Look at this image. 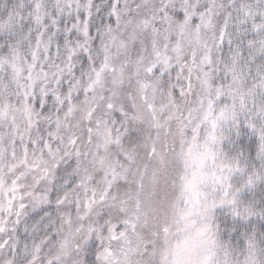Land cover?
<instances>
[{
    "label": "snow or ice",
    "instance_id": "obj_1",
    "mask_svg": "<svg viewBox=\"0 0 264 264\" xmlns=\"http://www.w3.org/2000/svg\"><path fill=\"white\" fill-rule=\"evenodd\" d=\"M0 264H264V0H0Z\"/></svg>",
    "mask_w": 264,
    "mask_h": 264
}]
</instances>
